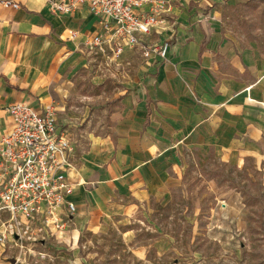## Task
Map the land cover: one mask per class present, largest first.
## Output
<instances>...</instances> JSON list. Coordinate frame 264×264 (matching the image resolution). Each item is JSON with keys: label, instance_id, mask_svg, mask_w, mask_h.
Here are the masks:
<instances>
[{"label": "rangeland", "instance_id": "1", "mask_svg": "<svg viewBox=\"0 0 264 264\" xmlns=\"http://www.w3.org/2000/svg\"><path fill=\"white\" fill-rule=\"evenodd\" d=\"M221 18L222 39L264 53V0L240 1ZM86 50L95 58L58 63L54 80L34 97L53 101L77 152L107 154L119 143L114 113L128 95L139 98L149 71L138 51L115 64ZM241 117L230 116L236 121L222 138L214 123L213 132L202 125L171 136L160 123L165 132L151 166L163 180L153 173L147 192L121 179L86 185L75 224L56 233L35 226L5 239L0 264H264V121L252 106Z\"/></svg>", "mask_w": 264, "mask_h": 264}, {"label": "crops", "instance_id": "2", "mask_svg": "<svg viewBox=\"0 0 264 264\" xmlns=\"http://www.w3.org/2000/svg\"><path fill=\"white\" fill-rule=\"evenodd\" d=\"M13 1L18 8L0 4V135L9 128L10 105L54 106L52 100L38 102L34 94L54 80L58 63L77 59L85 65L95 58L87 52L84 40L99 28L97 18L84 6L62 14L53 13L47 0ZM166 1L170 28L151 38H170L167 56L146 62L149 72L136 89L139 98L128 95L122 100L124 107L114 113L119 122L118 148L98 155L76 151L79 177L85 182L75 189L77 212L79 193L86 185L121 179L131 187L140 183L147 192L153 185V173L164 179L151 166L153 149L161 146L158 134L165 132L160 123L168 128L169 136L202 125L213 132L210 123H214L222 138L229 123L236 121H230V116L238 120L242 115L244 120L248 106L264 121V53L254 43L222 39L216 28L222 21L221 12L243 0ZM74 31L76 37H69Z\"/></svg>", "mask_w": 264, "mask_h": 264}, {"label": "built area", "instance_id": "3", "mask_svg": "<svg viewBox=\"0 0 264 264\" xmlns=\"http://www.w3.org/2000/svg\"><path fill=\"white\" fill-rule=\"evenodd\" d=\"M47 1L53 13L86 7L99 28L84 45L96 48L110 63H119L127 51H138L147 63L167 56L170 38H151L170 28L166 0ZM0 4L19 6L13 0ZM69 37H76V32ZM8 114L9 128L0 135V243L12 236L16 240L35 226L65 231L77 212L75 189L85 183L76 166L72 135L58 124L51 104L17 102L8 107Z\"/></svg>", "mask_w": 264, "mask_h": 264}, {"label": "water", "instance_id": "4", "mask_svg": "<svg viewBox=\"0 0 264 264\" xmlns=\"http://www.w3.org/2000/svg\"><path fill=\"white\" fill-rule=\"evenodd\" d=\"M12 263H14V264H24L22 262H16L14 259L12 260Z\"/></svg>", "mask_w": 264, "mask_h": 264}]
</instances>
